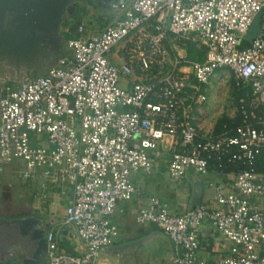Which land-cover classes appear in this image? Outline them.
<instances>
[{
	"label": "built area",
	"instance_id": "2783aa9c",
	"mask_svg": "<svg viewBox=\"0 0 264 264\" xmlns=\"http://www.w3.org/2000/svg\"><path fill=\"white\" fill-rule=\"evenodd\" d=\"M108 11L97 32L79 23L41 75L0 94V162H24V179L35 169L42 183L71 184L62 222L82 252L59 249L48 229L42 264H94L115 245L110 216L139 193L131 175L150 174L158 151L172 181L189 169L222 178L205 180L207 196L179 213L152 196L136 211L171 244L172 262L158 264H206L203 223L228 242L213 264H264V0H118ZM258 11L260 34L241 46ZM187 43L200 59L185 57ZM224 68L244 93L214 132L202 107Z\"/></svg>",
	"mask_w": 264,
	"mask_h": 264
},
{
	"label": "crops",
	"instance_id": "0c3cea01",
	"mask_svg": "<svg viewBox=\"0 0 264 264\" xmlns=\"http://www.w3.org/2000/svg\"><path fill=\"white\" fill-rule=\"evenodd\" d=\"M87 14L88 13L84 11L83 13H78L77 15H79L80 19L82 17L86 18V21H93L89 25L90 27L87 30L88 32H97L100 28H102L106 24H104L103 19H107V23L113 19L109 11L106 15H98L94 18H91V16L88 17ZM66 29L67 28L65 27L64 30ZM110 59L114 64L120 63V60L113 54H111ZM209 106L210 104L203 105L202 111L204 116L211 112L212 108ZM165 146L166 144L163 145V147ZM165 161L163 152L158 151L150 174H143L139 172L131 175V180L138 188L139 193L133 195L129 200L118 201L117 208H121L122 211H115L110 216L111 223L118 231V239L114 244L136 239L149 234L152 231H160L152 223L139 224L134 220L136 211L146 205L147 198L149 196L155 197L159 201L166 202L171 212L179 213L190 206L189 200L192 194L191 181L194 178H198L201 181L200 199L205 198L210 192V189L203 188L205 180L218 181L222 179L219 178L217 174L212 172H206L205 174L198 175L193 170L189 169L187 170L186 175L179 182L175 181L176 186H168V183H162L159 178L162 171L166 174ZM8 162L14 166L22 163L23 167L14 173V169H7L3 166V164L7 163V161L0 162V181L4 180L2 179V176L8 175L9 180L7 181L15 191H18L19 193H29L31 205L26 204L27 213L29 215H35L38 218L45 219L47 223L50 224L48 229H52L55 232L59 249L72 254H80L82 252L81 244L77 238L73 236V227L63 224L62 222L63 208L69 202L71 196L70 182H65L62 185L55 186L42 183L41 179L37 176V171L35 169L30 170L28 178L24 179L22 177V173L26 170L24 162L14 159ZM12 174H16V180L13 179ZM165 197H169L170 202L166 201ZM0 219L7 218L0 217ZM153 234L154 237L149 245V250L141 264H158L160 262L171 263L172 256L170 242L166 237L159 235L158 233ZM197 234L198 239L201 242L198 249V255L206 262V264H213L222 252L227 249L228 242L214 232L206 223L201 224L197 228ZM17 235L18 234L16 232H14L11 228H8L6 225L2 228V230H0V256L7 258L10 256V251L18 247L17 243L20 241V238H18ZM22 240L26 241L27 237H24V239L22 238ZM61 245L64 246V249ZM94 264H115V262L107 258H95Z\"/></svg>",
	"mask_w": 264,
	"mask_h": 264
},
{
	"label": "water",
	"instance_id": "95a60500",
	"mask_svg": "<svg viewBox=\"0 0 264 264\" xmlns=\"http://www.w3.org/2000/svg\"><path fill=\"white\" fill-rule=\"evenodd\" d=\"M76 1L0 0V68H10L16 74L24 73L27 75L24 78L26 79L34 69L40 66L48 67L64 44L60 34L61 28H64L63 24L68 21L67 15L75 12ZM90 1L105 14L108 12L109 3L118 0ZM260 14L261 11H258L253 16L242 41L248 42L260 34ZM191 190L189 208L200 200V179L194 178L191 181ZM0 224L15 229L19 236L27 237L28 242L26 248L12 249L7 258L0 256V264L43 263L46 258L44 234L50 227L45 219L25 215L0 219ZM153 233L166 237L161 231H152L133 240L103 247L95 258H107L115 264H141L149 250Z\"/></svg>",
	"mask_w": 264,
	"mask_h": 264
},
{
	"label": "rangeland",
	"instance_id": "374dc122",
	"mask_svg": "<svg viewBox=\"0 0 264 264\" xmlns=\"http://www.w3.org/2000/svg\"><path fill=\"white\" fill-rule=\"evenodd\" d=\"M77 7H78V13H83L86 11L88 13V17L91 16V18H94L95 16H103L104 12L99 10L98 8L93 7L92 5L88 4L85 0H77ZM77 13V14H78ZM108 14L105 13V15ZM87 17V16H86ZM68 21L71 23L74 19H78L83 25L87 32L89 29V25L93 21H86V18L80 19L79 15L74 17H67ZM104 24L107 23V19H103ZM79 22V23H80ZM64 31V28H61V32ZM27 75L24 73H15L14 70L6 67L0 68V94L3 91V88L6 85L14 86L18 85L21 80H23ZM123 79H120V84H123ZM243 89L242 84L238 82L230 70L227 68H224L222 70L216 71L214 74V77L211 79L210 85L208 86L206 93L208 102L205 104H210L211 112L207 115H203V128L208 129L212 128L214 130V127L216 124H218L219 120L221 118H229L232 115V112L234 110V107L236 105V102L238 99L235 98V93L238 94V91ZM210 102V103H209ZM203 104V105H205ZM236 114L234 113V116ZM233 116V115H232ZM3 166H5L7 169H14V173L18 170H20L23 167L22 163L16 164L15 166L11 164L10 162L4 163ZM10 172V171H9ZM198 175H202L199 173H196ZM208 176V175H206ZM13 179L16 180V174H12ZM205 177V176H203ZM210 177V176H209ZM160 181L164 184H167L168 186H176V182L172 181L168 178V176L165 174V172L162 171L160 175ZM2 179L0 181V217H5L6 215L4 213L8 212L10 209V212L12 215H15L20 213L23 210H27L26 204H30L31 198L29 196V193L26 192H18L15 191L12 186L9 184L7 180L8 175L2 176ZM204 179V178H203ZM211 179V177H210ZM204 189L206 188L203 184ZM18 192V193H17ZM18 195V196H17ZM165 200L170 202L169 197H165ZM31 205V204H30ZM30 210V209H29ZM63 248L64 246L61 245ZM64 249V248H63Z\"/></svg>",
	"mask_w": 264,
	"mask_h": 264
},
{
	"label": "trees",
	"instance_id": "16d2710c",
	"mask_svg": "<svg viewBox=\"0 0 264 264\" xmlns=\"http://www.w3.org/2000/svg\"><path fill=\"white\" fill-rule=\"evenodd\" d=\"M85 1H87L88 4L92 5L93 7H95L91 3L90 0H85ZM75 7H76L75 12L72 13V14H68L67 17L68 16L69 17H74V16L77 15V13H78V11H77L78 10L77 3H75ZM78 24H79V20L78 19H74L71 23L69 21H67V22H65L63 24V27L64 28L65 27L67 28L66 30H64L63 32L60 33L61 34V38L63 39V41H65V40H67L69 38H72V37H76L77 36V34L75 33V29H76V26ZM246 44H247V42L241 41V46H244ZM62 49H63V46H62ZM184 51H185V57L187 59H200V57H201V54L198 52L197 49L194 48V46L191 43H187L186 44V47H185V50ZM243 93H244V89L239 90L238 91V94L237 93L234 94L235 95V98L237 99L239 96L243 95ZM225 122H228V119L227 118H221L219 120L218 124L215 125L213 131L215 132V131L219 130L221 128V125L223 123H225ZM263 154H264V151H263L262 154H259V158H261ZM227 171L228 170H225L224 172H227Z\"/></svg>",
	"mask_w": 264,
	"mask_h": 264
},
{
	"label": "flooded vegetation",
	"instance_id": "af4514ba",
	"mask_svg": "<svg viewBox=\"0 0 264 264\" xmlns=\"http://www.w3.org/2000/svg\"><path fill=\"white\" fill-rule=\"evenodd\" d=\"M66 41V40H65ZM65 41H63V43L65 42ZM62 47L59 49V51H58V53L57 54H55V58L57 57V56H59L61 53H62ZM54 58V59H55ZM52 63V62H51ZM50 63V64H51ZM49 64V65H50ZM46 66H40V67H38V68H36V69H34L29 75H30V77H36V76H39V75H41L45 70H46ZM6 216V218L7 219H12V218H17V217H22V216H25V215H29L28 213H27V210H23V211H21L20 213H18V215L17 214H15V215H12L11 214V212H10V209L8 210V212H6V213H4ZM3 227H5V225H3V224H0V230H2V228ZM12 229V228H11ZM14 232H16V230L15 229H12ZM17 237L18 238H20V241L17 243V245H18V247H20V248H26L27 246H28V242H27V240L26 241H24V240H22V238L24 239V237L25 236H19V235H17Z\"/></svg>",
	"mask_w": 264,
	"mask_h": 264
}]
</instances>
